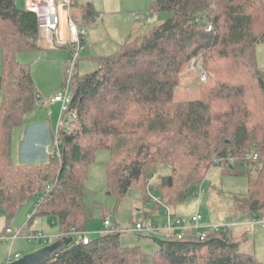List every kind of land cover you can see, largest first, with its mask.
Instances as JSON below:
<instances>
[{
  "label": "trees",
  "instance_id": "trees-1",
  "mask_svg": "<svg viewBox=\"0 0 264 264\" xmlns=\"http://www.w3.org/2000/svg\"><path fill=\"white\" fill-rule=\"evenodd\" d=\"M150 12L167 17L115 54L94 58L95 71L75 75L70 108L77 128L58 130V154L18 165L13 132L36 107L38 93L30 66L17 54L44 48L36 15L16 0H0V211L8 223L35 198L29 221L54 218L59 238L85 233L90 210L84 183L99 150L109 154L106 188L118 199L137 189L150 201L147 181L165 166L169 172L153 186L160 200L154 209L163 213L196 192L219 161L224 173L246 178V194L236 199L233 215L264 216V70L255 56L264 43V0H151ZM195 77V98L178 99L183 80ZM247 153L257 160L245 162ZM143 237L157 245L153 256L122 246L114 227L86 245L73 239L48 264H257L239 249L231 229H209L203 240L191 231L181 239Z\"/></svg>",
  "mask_w": 264,
  "mask_h": 264
},
{
  "label": "rangeland",
  "instance_id": "rangeland-1",
  "mask_svg": "<svg viewBox=\"0 0 264 264\" xmlns=\"http://www.w3.org/2000/svg\"><path fill=\"white\" fill-rule=\"evenodd\" d=\"M149 3V1H148ZM149 9V7H148ZM149 11V10H148ZM142 15L145 19L153 17L154 13H147ZM167 14L160 13L156 17V22L165 20ZM114 21L111 22L110 30L103 32L99 36V42L91 44L88 42L82 43V50L79 52L77 60L76 73L79 76L91 73L98 68L97 62L93 60L95 56H111L116 53L118 46L116 45L117 37H120L124 32V27L128 25L127 19L119 16L113 17ZM155 22V23H156ZM94 28L89 26L86 32ZM139 32H134L133 37L138 35ZM140 35V34H139ZM142 35V34H141ZM131 38V39H132ZM73 48L61 47L57 49L44 48L41 51H26L17 54V60L23 64L30 66L31 75L34 80L37 93L43 97V102L48 98L49 94L62 93L65 88V69L68 62L73 60ZM256 62L260 68L264 70V43L259 44L255 50ZM97 58V57H96ZM0 74H1V52H0ZM211 77V74H210ZM195 78H186L180 85L177 91V98L180 100H188L195 98L197 94V83ZM1 101V93H0ZM49 112L51 114H49ZM44 116L51 115L50 120L53 123L57 119V124L60 118L59 112L56 107L50 109H34L27 113L28 115L24 118L23 125L20 128L14 129L12 142H13V158L18 164L17 152L18 142L20 141L21 147V158L20 161H33L34 163L47 160L48 156L44 149L36 146V143L43 144L44 142H50L49 150L50 154L55 149L53 146L52 137L48 135H42L38 133V128L42 126L35 124L33 121H39ZM54 125V124H52ZM26 128L24 135V142H22L23 128ZM57 129V125L55 127ZM54 131V135L56 133ZM37 130V131H36ZM51 138V139H50ZM18 141V142H17ZM17 142V143H16ZM16 144V145H15ZM52 144V145H51ZM22 159V160H21ZM44 159V160H43ZM109 159V154L104 150H99L95 153L94 162L88 168L87 179L84 183L86 198L85 202L89 207L90 213L89 218L85 224V233L90 239L96 238L105 230L103 221L106 219L112 227H116L121 233V244L124 247H140V249L147 254L149 257L153 256L157 245L152 239L143 237L144 235H156L162 237L161 232H150L148 234L133 233L134 226L138 223L145 222L148 228L152 226L162 225L166 221L164 212L159 208L154 209V199L157 197L156 192L153 190L148 192V186L146 187L147 195H150V201L144 202L141 198L140 192L137 189H132L122 199H118L114 195H109L106 188L105 181V163ZM46 162V161H44ZM168 168L165 166H159L154 172L156 178L153 179L154 184H158L160 178L167 174ZM200 185L203 192L200 191ZM196 192L191 194L186 200L177 204L174 208H170V211L175 217L184 220V224L188 228H192L194 225L190 224V218L196 214L201 216V220L197 224L195 233L205 234L211 227L216 225H229L237 222L238 224L231 229L233 237L238 232H244L242 226L239 223L249 220L233 215L232 207L235 204L237 198L246 194L247 182L243 175H232L224 173L222 167L218 165L212 166L204 181H201L197 187ZM150 193V194H149ZM34 200L26 203L24 206L28 208L31 216L35 211ZM24 208V217L27 209ZM255 230H261L258 225H252ZM27 230L33 229L35 232H40L44 237L45 241H33L29 242L24 238H18L14 240V244L17 246L8 255L14 257L18 251L22 249H29L30 251H37L51 243H53V237L51 233H58L57 221L50 216H34L29 222L28 226L12 228ZM194 228V227H193ZM192 230H187L186 232ZM248 239L251 238L252 233L247 232L242 234V237ZM73 239L77 241L80 239V235H73ZM245 240V239H244ZM9 240L1 241L0 244H8ZM11 244L12 241H9ZM30 252V253H33ZM29 253V254H30ZM259 257L264 264V249H259ZM20 258L27 255L20 253ZM138 264H154L151 260H147L144 263ZM260 264V263H259Z\"/></svg>",
  "mask_w": 264,
  "mask_h": 264
},
{
  "label": "crops",
  "instance_id": "crops-1",
  "mask_svg": "<svg viewBox=\"0 0 264 264\" xmlns=\"http://www.w3.org/2000/svg\"><path fill=\"white\" fill-rule=\"evenodd\" d=\"M28 1L29 0H16V4L21 9H27ZM150 4H151V0H73V5L69 9V16L79 29L86 30L87 27L89 26L94 27L90 29L89 32H86V35L83 38V42H88L91 44L98 43L100 41L99 40L100 34L110 30L111 22L114 21L113 17L121 16L127 19L128 25L124 27V30H123L124 32H122L120 37H117V39H115L116 45L118 46V49H119L121 45H123L126 41L132 38L134 32H137V33L139 32L140 34V35L139 34L136 35L135 37L141 36V34L143 35L153 25V23L157 21L156 20L157 14L155 13L153 17H149L148 19H145V17H142V15L146 14L145 12L147 13L150 12ZM88 11L91 12L92 15L85 18L84 17L85 12H88ZM59 15H60V24H59V29H58V37L60 40L67 41L69 40V31H68V26H67L68 24L67 14H65L64 10L60 8ZM42 45H43V48L46 47L43 41H42ZM96 57H106V56H95L94 58ZM55 94L57 93L55 92L54 94H49L48 98L44 102H43V97L40 96L42 99L40 101H37V105L34 109H40V108L50 109L51 107H56L59 112L58 104L49 103V99L52 98ZM49 114L51 113L49 112ZM27 116L28 115H26L24 118H26ZM49 117H51V115L44 116L43 114V117L39 119L38 122H36V120L33 122L35 124H38L37 126L42 124V126L38 128L39 129L38 133L41 132L42 135L46 134L49 137H53V133L56 129L55 127L57 125L56 122L58 118H56V120H54V122L52 123ZM25 133H26V128L24 127L22 142H24ZM18 143H19L17 146L19 149L17 152V158L19 162L18 165L34 163L33 161H28V162L20 161V158L22 157L20 153L21 151L20 145L22 143L20 144V141ZM35 145L38 146L39 148L44 149L45 153L48 156V159L47 160L43 159V160L47 162L50 158V152H51V150H49L50 142L48 143L44 142L43 144L36 143ZM13 147L14 146L12 142V160L15 164H17L13 158ZM44 161L42 162L45 163ZM36 163H41V161H38ZM31 200H34V203H33V206H34L35 198ZM31 200H29L28 202H30ZM24 208L26 207L23 206L21 209H19L14 219L10 221L9 223L6 221L4 212L0 211V234L4 232L6 227L18 228L21 226L22 227L28 226L29 222H31V220L30 221L28 220V215H30V211L28 210V208H26L27 209V211L25 212L26 216L24 217V212H23ZM239 226H242V228L244 229V232L243 231L238 232L234 237L232 234L233 240L239 243V249L242 252L251 255L256 260L257 264L259 263L262 264L263 262L261 261L258 253H259L260 248L264 249V230L261 228H260L261 230H255V228H253V226L250 225L249 222L246 220L245 222L239 223ZM27 231H34V230L30 229ZM247 232L252 233V236L250 239L246 238L245 236L242 237V234H246ZM59 235H60V232H59V227H58V233H54V232L51 233V236H54L53 242L58 240ZM16 247L17 246L14 244L13 241L11 244L9 243V241H8V244H0V264L10 263L9 261L10 256L8 254L11 251H13ZM20 249L21 251H18V253H16L14 256L18 255L20 257L19 254L22 252L23 254H29L30 252H33V251H30L29 249L28 250L22 249V248Z\"/></svg>",
  "mask_w": 264,
  "mask_h": 264
},
{
  "label": "built area",
  "instance_id": "built-area-1",
  "mask_svg": "<svg viewBox=\"0 0 264 264\" xmlns=\"http://www.w3.org/2000/svg\"><path fill=\"white\" fill-rule=\"evenodd\" d=\"M73 5V0H29L27 4V10L33 12L38 21L39 26V35L40 39L45 43L46 47L50 49H57L61 47L73 48V60L68 62L65 69V88L64 92L55 94L52 98L49 99L50 104H58L60 108V118L57 124L56 133L53 137V146L54 152L58 154V136L57 132L60 128H64L66 131H73L77 128L78 116L74 110L70 108L72 103V94H71V86L72 81L75 77L77 70V60L79 56V52L82 50L83 38L86 35L85 29H79L77 25L73 22V20L69 16V9ZM62 8L67 14V26L69 31V40L63 41L58 37V29L60 24V15L59 9ZM211 26L208 25L206 31H209ZM198 67V64H197ZM199 78L200 81L206 82L207 75L205 72H202L199 68ZM50 154V157L53 155ZM258 155L256 153H247L244 155L245 162L255 161L257 160ZM233 160H229V164H233ZM219 161L215 162V165H218ZM156 178V174H153L151 179L147 181L148 192L154 189L153 187V179ZM200 191L203 192L202 187L200 186ZM150 194V193H149ZM150 196V195H149ZM41 199V198H40ZM155 203L160 204V200L158 197L154 199ZM164 215L166 216V221L159 226H152L148 228L145 222L138 223L134 226L132 230L133 233L140 234H148L150 232H161L166 234V236H175L177 239H181L184 233L187 230H192L194 236H197L200 240L205 238V234H197L195 230L197 228L198 222L201 220V216L196 214L190 218V224H193L194 228H188L184 224V220L178 217H175L173 213L170 211L168 207H164ZM32 216V215H31ZM28 216V220L31 218ZM238 223L234 222L229 225H216L211 227L210 229L214 231L218 230H228L235 227ZM250 225H258L261 229L264 230V216L250 219ZM103 225L105 227L104 232L113 231V228L108 220L103 221ZM75 235V234H74ZM80 235V241L83 245L89 243L90 238L87 234H77ZM18 238H24L29 242L33 241H45V237L40 232L35 231H27L26 228L20 229H12L11 227H6L4 232L0 234V242L4 240L14 241ZM20 257L18 255L14 257H9V261L18 260Z\"/></svg>",
  "mask_w": 264,
  "mask_h": 264
},
{
  "label": "water",
  "instance_id": "water-1",
  "mask_svg": "<svg viewBox=\"0 0 264 264\" xmlns=\"http://www.w3.org/2000/svg\"><path fill=\"white\" fill-rule=\"evenodd\" d=\"M41 99L40 96L37 97V101H40ZM72 243V237L58 238V240L53 243L8 264H48L58 257L59 254Z\"/></svg>",
  "mask_w": 264,
  "mask_h": 264
}]
</instances>
